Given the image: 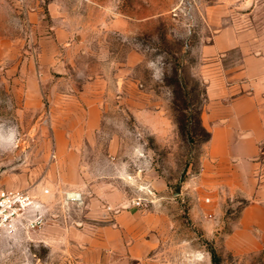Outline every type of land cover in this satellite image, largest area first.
I'll list each match as a JSON object with an SVG mask.
<instances>
[{"label": "rangeland", "instance_id": "1", "mask_svg": "<svg viewBox=\"0 0 264 264\" xmlns=\"http://www.w3.org/2000/svg\"><path fill=\"white\" fill-rule=\"evenodd\" d=\"M250 65L264 0H0V187L43 211L0 264H264L261 195L230 188L201 120L208 80Z\"/></svg>", "mask_w": 264, "mask_h": 264}, {"label": "crops", "instance_id": "2", "mask_svg": "<svg viewBox=\"0 0 264 264\" xmlns=\"http://www.w3.org/2000/svg\"><path fill=\"white\" fill-rule=\"evenodd\" d=\"M206 94L201 120L210 133L208 155L213 162L225 166V179L231 189H238L247 198L261 195L255 200L257 204L244 209V215L258 207L264 211V171L258 173L256 168L260 162H255L261 150L260 141H264V69L250 65L230 77L216 75L208 80ZM95 115L94 109L91 110L87 119L89 130L99 122ZM55 146L59 156L76 155L67 145L62 130L55 132ZM245 163H248L246 169ZM127 249L133 258L138 257L134 255L139 251L137 243Z\"/></svg>", "mask_w": 264, "mask_h": 264}, {"label": "built area", "instance_id": "3", "mask_svg": "<svg viewBox=\"0 0 264 264\" xmlns=\"http://www.w3.org/2000/svg\"><path fill=\"white\" fill-rule=\"evenodd\" d=\"M71 200L78 193H68ZM209 199L207 198L206 201ZM41 205L25 191H9L0 187V235L11 234L22 228L34 227L42 222Z\"/></svg>", "mask_w": 264, "mask_h": 264}, {"label": "trees", "instance_id": "4", "mask_svg": "<svg viewBox=\"0 0 264 264\" xmlns=\"http://www.w3.org/2000/svg\"><path fill=\"white\" fill-rule=\"evenodd\" d=\"M209 138H210V133H208V139L207 140H209Z\"/></svg>", "mask_w": 264, "mask_h": 264}]
</instances>
